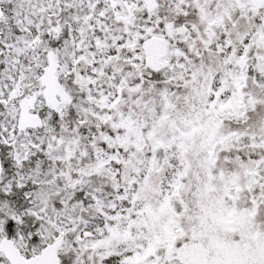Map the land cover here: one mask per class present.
<instances>
[{
  "label": "snow or ice",
  "instance_id": "snow-or-ice-1",
  "mask_svg": "<svg viewBox=\"0 0 264 264\" xmlns=\"http://www.w3.org/2000/svg\"><path fill=\"white\" fill-rule=\"evenodd\" d=\"M0 264H264V0H0Z\"/></svg>",
  "mask_w": 264,
  "mask_h": 264
}]
</instances>
